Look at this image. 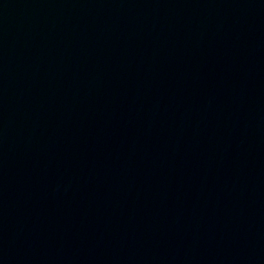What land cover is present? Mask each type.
I'll return each instance as SVG.
<instances>
[{
	"label": "water",
	"instance_id": "obj_1",
	"mask_svg": "<svg viewBox=\"0 0 264 264\" xmlns=\"http://www.w3.org/2000/svg\"><path fill=\"white\" fill-rule=\"evenodd\" d=\"M237 160L248 264H264V0H234Z\"/></svg>",
	"mask_w": 264,
	"mask_h": 264
}]
</instances>
